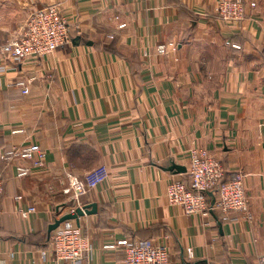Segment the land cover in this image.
Segmentation results:
<instances>
[{"label": "crops", "instance_id": "0c3cea01", "mask_svg": "<svg viewBox=\"0 0 264 264\" xmlns=\"http://www.w3.org/2000/svg\"><path fill=\"white\" fill-rule=\"evenodd\" d=\"M243 1L255 8L229 28L215 0H0V46L51 4L72 35L42 60L0 55V150L46 153L45 168L24 178L15 166L28 162L0 161L1 261L57 264L41 254L47 227L71 209L68 176L106 166L108 180L80 200L96 214L73 221L92 246L82 264H119L121 252L105 246L158 237L169 264H264V0ZM30 78L22 95L15 84ZM195 148L243 173L250 219L168 204V183L188 184L186 171L168 168H186ZM28 207L35 213L21 218L17 208Z\"/></svg>", "mask_w": 264, "mask_h": 264}, {"label": "built area", "instance_id": "2783aa9c", "mask_svg": "<svg viewBox=\"0 0 264 264\" xmlns=\"http://www.w3.org/2000/svg\"><path fill=\"white\" fill-rule=\"evenodd\" d=\"M215 14L225 25H234L245 19L247 8H255L254 3L242 0H215ZM67 18L59 4H51L33 9L19 29L10 34L0 46V55L17 62L42 60L54 54L59 48L71 44L72 35ZM165 46L159 45L157 51L163 54ZM34 78L18 81L15 85L22 95L28 94V84ZM21 132L14 130L12 133ZM26 161L28 167L15 166L17 178L29 176L34 170L46 166V153L38 144H30L21 148L0 150V161L10 162L14 159ZM188 184L172 179L166 186L165 196L169 205L181 207L187 216H208L214 208L221 214L223 221L228 220L230 213H240L250 219L249 198L243 186V173H227L219 160L201 148L189 151L186 164ZM109 178L106 166H99L80 177L68 176V183L63 194L69 197L73 214L76 208H82L80 200L91 191L101 186ZM214 196V205L208 204L206 194ZM3 194V180L0 174V204ZM20 200V197L16 198ZM18 215L27 219L35 213L34 207L17 208ZM121 252L122 262L119 264H169V251L166 237L156 240H120L113 245L105 246ZM92 253V246L73 221L62 223L50 236V243L42 256L52 254L57 264H82ZM187 256L192 258V250L187 249ZM261 263L263 261L261 260ZM0 264H5L0 260ZM115 264V263H112Z\"/></svg>", "mask_w": 264, "mask_h": 264}, {"label": "water", "instance_id": "95a60500", "mask_svg": "<svg viewBox=\"0 0 264 264\" xmlns=\"http://www.w3.org/2000/svg\"><path fill=\"white\" fill-rule=\"evenodd\" d=\"M168 171H175V173L179 174V173H184L186 169L184 167H180L175 164H172L168 168ZM211 204L213 205L214 201H212ZM69 206H71V204ZM95 214H96V204H88L83 206L81 209L76 208L73 214L65 213L61 216H58V218H55L53 222L47 227V239L49 240V237L51 236L52 232H54L62 223L66 221H74L78 226L79 218L83 216H91Z\"/></svg>", "mask_w": 264, "mask_h": 264}, {"label": "trees", "instance_id": "16d2710c", "mask_svg": "<svg viewBox=\"0 0 264 264\" xmlns=\"http://www.w3.org/2000/svg\"><path fill=\"white\" fill-rule=\"evenodd\" d=\"M210 193H207L206 194V197H207V199H208V204H209V206H213L211 203H212V201H213V199H214V196H212V195H209ZM159 238V237H158ZM127 240H130V241H137V240H148V241H150L151 239H135V238H133V239H127Z\"/></svg>", "mask_w": 264, "mask_h": 264}, {"label": "rangeland", "instance_id": "374dc122", "mask_svg": "<svg viewBox=\"0 0 264 264\" xmlns=\"http://www.w3.org/2000/svg\"><path fill=\"white\" fill-rule=\"evenodd\" d=\"M243 1V0H242ZM244 2V1H243ZM249 4V3H248ZM214 10H215V8H214ZM215 12V11H214ZM217 17V16H216ZM245 17H246V15H245ZM219 21H220V19L219 18H217ZM221 22V21H220ZM241 23V22H240ZM239 24V23H238ZM237 23L236 24H234V25H228V26H226V27H229V28H235V27H237V25H238ZM227 45H230V42L228 41L227 43H226Z\"/></svg>", "mask_w": 264, "mask_h": 264}]
</instances>
